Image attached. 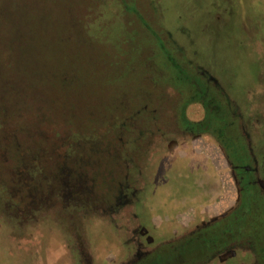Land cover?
I'll use <instances>...</instances> for the list:
<instances>
[{"label": "rangeland", "instance_id": "374dc122", "mask_svg": "<svg viewBox=\"0 0 264 264\" xmlns=\"http://www.w3.org/2000/svg\"><path fill=\"white\" fill-rule=\"evenodd\" d=\"M231 33L251 68L233 65ZM262 61L264 0H0V264L74 239L120 250L122 200L145 172L138 135L145 152L154 140L142 127L203 91L261 95ZM263 210L258 246L200 245L161 264H264Z\"/></svg>", "mask_w": 264, "mask_h": 264}, {"label": "crops", "instance_id": "0c3cea01", "mask_svg": "<svg viewBox=\"0 0 264 264\" xmlns=\"http://www.w3.org/2000/svg\"><path fill=\"white\" fill-rule=\"evenodd\" d=\"M261 69L264 61L254 78L264 80ZM231 78L236 84V75ZM243 87L197 93L178 116L169 112L164 122L142 127L154 140L145 152L138 135L145 172L122 200L130 209L128 245L103 254L74 239L44 245L22 264H161L192 258L200 245L205 250L241 238L251 248L261 244L252 219L256 206L264 209V112L258 110L264 91L255 96V86L249 93Z\"/></svg>", "mask_w": 264, "mask_h": 264}, {"label": "trees", "instance_id": "16d2710c", "mask_svg": "<svg viewBox=\"0 0 264 264\" xmlns=\"http://www.w3.org/2000/svg\"><path fill=\"white\" fill-rule=\"evenodd\" d=\"M233 28V27H232ZM234 29V31H235V28H233ZM233 29L231 30L230 29V32L231 31H233ZM231 35H232V37H231V39H234L233 40V44H234V46L236 45V48L234 47V49H237L238 48V50L240 51V53H241V55H239V57H238V59H237V61H241L242 63H244L245 62V64H247V66L246 67H248V68H251V65H249V64H251V55L248 53L249 52V50H247V48L249 47H247V43L245 42V40H243L242 38H238V37H236L233 33H231ZM257 36V35H256ZM242 39V40H241ZM227 43L229 42V41H226ZM231 44V43H230ZM229 44V45H230ZM246 57L248 58V60H246ZM254 57V56H253ZM253 61V60H252ZM243 67H245L244 65H242L241 66V68H243ZM164 261H167V260H161V262L163 263Z\"/></svg>", "mask_w": 264, "mask_h": 264}]
</instances>
